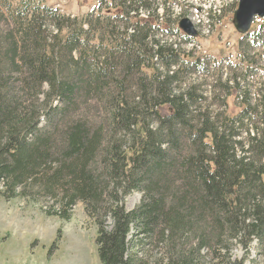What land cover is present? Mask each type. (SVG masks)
<instances>
[{"label": "trees", "instance_id": "trees-1", "mask_svg": "<svg viewBox=\"0 0 264 264\" xmlns=\"http://www.w3.org/2000/svg\"><path fill=\"white\" fill-rule=\"evenodd\" d=\"M100 2L82 16L41 0L7 7L0 198L43 194L65 220L84 203L103 264H244L232 242H264V127L241 138L252 110L264 125V106L246 98L238 114H214L208 96L179 87L213 59L175 46L181 31L166 3L176 0L162 15L158 0ZM250 37L249 48L264 45ZM234 82L221 85L231 94L242 87ZM82 103L99 114H79ZM134 191L141 203L127 210Z\"/></svg>", "mask_w": 264, "mask_h": 264}, {"label": "rangeland", "instance_id": "rangeland-1", "mask_svg": "<svg viewBox=\"0 0 264 264\" xmlns=\"http://www.w3.org/2000/svg\"><path fill=\"white\" fill-rule=\"evenodd\" d=\"M41 1L59 7L67 14L78 16L97 10L101 5L100 0ZM158 1L164 3L165 0ZM19 3L20 0H0V43L9 29V24H13L8 19L7 7H16ZM238 3V0H180L179 4L171 6L174 15L181 5L183 10H191L189 17L197 23L201 21V29L206 35L209 34L205 30L210 20L209 12L212 8H217L219 12L227 6L215 31L207 38L200 39L201 50L183 48L188 52L193 50L196 55L211 57L213 60L210 72L184 74L181 83L178 84L183 89L195 86L198 92L208 96L205 106L214 114L227 110L229 114L236 115L242 110L243 104L248 102L246 98H249L255 108L264 106V45L258 44L249 48L252 42L250 34L244 36L235 28L233 17ZM108 5L109 1L105 2V6ZM196 6L201 8L199 14L195 13ZM109 12L111 10L105 7L104 13ZM147 15L142 17L146 18ZM251 31L252 35L255 32L261 34L264 39V19L259 18ZM164 38L171 42L170 38ZM242 43L245 44L244 51ZM244 57L247 59L244 60ZM249 64L257 71L247 74ZM236 76L242 87L230 94L221 84L231 78L230 84L235 86ZM227 96L231 97L228 98L226 107ZM89 104H93V101ZM82 106L84 110H80L79 114H83V111L84 115L99 114L98 108L93 105L82 103ZM257 113V109L251 111L250 121H247L248 128L244 129L242 140L248 141L246 132L248 129L256 133V126L264 127ZM36 196V198L19 196L11 200L0 198V264H103L99 258L96 241L98 224L87 213L84 203H78L71 213L70 220H65L48 213L50 206L54 204L53 200L43 194ZM141 199L142 194L139 191L129 194L125 198L127 210L135 209L141 203ZM106 224L109 228L113 227V219L107 218ZM231 252L233 258L244 261V264H264V242L257 239H253L247 249L238 241H234L231 244ZM211 258V255L208 256L207 261Z\"/></svg>", "mask_w": 264, "mask_h": 264}, {"label": "water", "instance_id": "water-1", "mask_svg": "<svg viewBox=\"0 0 264 264\" xmlns=\"http://www.w3.org/2000/svg\"><path fill=\"white\" fill-rule=\"evenodd\" d=\"M257 17L264 18V0H240L233 17V24L243 35L250 32ZM180 27L190 36H197L196 28L188 18L180 21Z\"/></svg>", "mask_w": 264, "mask_h": 264}, {"label": "built area", "instance_id": "built-area-1", "mask_svg": "<svg viewBox=\"0 0 264 264\" xmlns=\"http://www.w3.org/2000/svg\"><path fill=\"white\" fill-rule=\"evenodd\" d=\"M200 9H201L200 6H196L194 9L195 13L199 14ZM222 14H223V11L221 13H213V8L209 12V16H217V23H218L220 17L222 16ZM189 18L193 21V18H191V17H189ZM214 28H215V26H214ZM214 28H207V25H206L205 30L207 31V33H209L208 35H210L213 32ZM196 29L198 30V32L200 33L201 36H208V35L203 33V30L201 29V27H196ZM172 41L176 43L175 46H178L180 44L182 47H185L187 49H200V47H201L200 44L195 43V42L184 43L183 38L181 36H179V37L174 36Z\"/></svg>", "mask_w": 264, "mask_h": 264}, {"label": "bare ground", "instance_id": "bare-ground-1", "mask_svg": "<svg viewBox=\"0 0 264 264\" xmlns=\"http://www.w3.org/2000/svg\"><path fill=\"white\" fill-rule=\"evenodd\" d=\"M192 2V1H191ZM213 2V1H212ZM219 3V2H218ZM184 4V3H183ZM214 5V4H213ZM183 5H181V7H179V11L177 12L178 14L181 13V12H184L185 16L189 17L190 14H191V10L188 11L186 9H182ZM227 6H225L222 11H224V9L226 8ZM185 8V7H184ZM177 10V9H176ZM222 11H219L217 12V8L214 9L213 8V13H221ZM210 17V20H209V23L207 24V28H214V26H216V23H217V16H209ZM193 23L195 24L196 27H201V21L200 22H196L194 19H193Z\"/></svg>", "mask_w": 264, "mask_h": 264}]
</instances>
